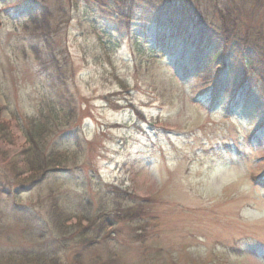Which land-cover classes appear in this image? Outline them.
Returning a JSON list of instances; mask_svg holds the SVG:
<instances>
[{
  "label": "rangeland",
  "instance_id": "1",
  "mask_svg": "<svg viewBox=\"0 0 264 264\" xmlns=\"http://www.w3.org/2000/svg\"><path fill=\"white\" fill-rule=\"evenodd\" d=\"M254 5L241 29H264V1L252 16ZM140 16L121 22L94 0H0V264H264L262 80L237 90L224 77L210 102L195 76L215 43L165 46ZM37 122L67 170L17 185ZM116 185L132 204L149 200L136 221L100 227L85 250L54 231L53 211L77 224L69 232L86 212L106 218Z\"/></svg>",
  "mask_w": 264,
  "mask_h": 264
},
{
  "label": "trees",
  "instance_id": "2",
  "mask_svg": "<svg viewBox=\"0 0 264 264\" xmlns=\"http://www.w3.org/2000/svg\"><path fill=\"white\" fill-rule=\"evenodd\" d=\"M247 1L94 0L98 5L111 7L121 22L123 19L131 23L136 9L141 8L140 21L144 24L157 22L158 26L153 34L155 38L159 39L160 44L165 46L168 43H166L167 38L181 39L180 41L185 39L187 44L197 42L198 39H202L205 43H215L217 49L210 50L208 60L203 62V66L199 67L198 74L195 76L199 81H202V87L211 88L209 97L212 103L218 98L224 77H227L226 79H229L230 76L234 77V83H229V85L235 86L237 90L242 85L250 84L253 79L262 80L261 84L264 85V29L262 27L241 29L242 17L245 19V15H249L245 12ZM263 1L254 0L252 16L262 9ZM152 17L153 20H151ZM130 23L124 22V25L127 27ZM170 50L176 52L178 49ZM186 55L185 52H182L180 58L183 59ZM62 99L64 110L74 115L75 100L66 94ZM46 131V125L40 122L35 123V127L31 130V134L27 138L26 150L22 155H19V163L18 161L14 163V167L21 171L20 174L15 175L17 185H39L43 180H46L49 174L64 171L65 168H62L61 165L66 161L67 156L57 142L49 144L45 137ZM107 193L113 206L106 203L101 204V211L106 218L100 216L98 218V216L95 217L94 214L86 212L89 215H86L87 224L80 223L78 224L80 228L77 231L70 230L69 232L67 229L75 227L77 224L66 228L64 223L58 221V214L53 211L50 215H52L54 231L58 235L75 241L81 246L80 249L85 250L100 241L98 234L101 231L100 227L113 229L117 221L122 219L136 221V211L140 208L142 212L149 204V200L132 204L133 201L125 198L126 195L128 196V192L117 185L112 186ZM67 215L66 223L68 224L66 225H69L71 218L78 219L77 216ZM77 255L78 259L80 254Z\"/></svg>",
  "mask_w": 264,
  "mask_h": 264
},
{
  "label": "water",
  "instance_id": "3",
  "mask_svg": "<svg viewBox=\"0 0 264 264\" xmlns=\"http://www.w3.org/2000/svg\"><path fill=\"white\" fill-rule=\"evenodd\" d=\"M2 25V22H1V20H0V26Z\"/></svg>",
  "mask_w": 264,
  "mask_h": 264
}]
</instances>
